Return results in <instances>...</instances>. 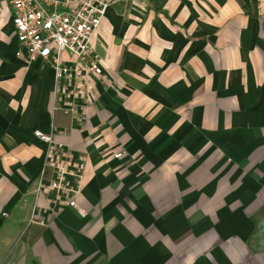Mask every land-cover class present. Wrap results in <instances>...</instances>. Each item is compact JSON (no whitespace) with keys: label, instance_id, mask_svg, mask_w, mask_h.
<instances>
[{"label":"crops","instance_id":"1","mask_svg":"<svg viewBox=\"0 0 264 264\" xmlns=\"http://www.w3.org/2000/svg\"><path fill=\"white\" fill-rule=\"evenodd\" d=\"M13 14L0 3V264H264V0H114L69 113L52 65L17 58ZM37 130L85 164L78 209L36 198Z\"/></svg>","mask_w":264,"mask_h":264},{"label":"built area","instance_id":"2","mask_svg":"<svg viewBox=\"0 0 264 264\" xmlns=\"http://www.w3.org/2000/svg\"><path fill=\"white\" fill-rule=\"evenodd\" d=\"M13 10L15 35L20 47L17 58L30 65L37 61L50 63L55 71L54 99L59 101L55 110L75 112L65 109L64 104L76 95L83 103L90 102L85 83L103 73V62L93 54L92 40L101 28L107 10L114 0H0ZM34 136L48 145L43 177L52 174L48 184L42 180L35 190L36 198L47 192L66 196L69 206L78 209L73 188L82 178L84 163L74 164L69 171L71 157L62 144L54 140V135L35 131ZM124 151L113 155L121 159ZM69 160V159H68ZM71 176V182L67 181ZM73 188V189H72ZM85 215L84 212H81Z\"/></svg>","mask_w":264,"mask_h":264},{"label":"rangeland","instance_id":"3","mask_svg":"<svg viewBox=\"0 0 264 264\" xmlns=\"http://www.w3.org/2000/svg\"><path fill=\"white\" fill-rule=\"evenodd\" d=\"M114 3L111 4V6H113Z\"/></svg>","mask_w":264,"mask_h":264}]
</instances>
